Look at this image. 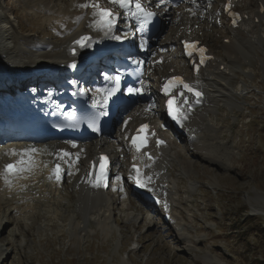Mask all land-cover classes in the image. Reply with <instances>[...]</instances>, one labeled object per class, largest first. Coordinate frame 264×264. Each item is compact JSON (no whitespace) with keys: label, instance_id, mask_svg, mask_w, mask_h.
<instances>
[{"label":"rangeland","instance_id":"374dc122","mask_svg":"<svg viewBox=\"0 0 264 264\" xmlns=\"http://www.w3.org/2000/svg\"><path fill=\"white\" fill-rule=\"evenodd\" d=\"M24 1L0 0L1 14L9 18L8 22L0 21V27L7 29L6 42L1 45L14 47L10 51L12 56L4 59L6 63L2 62L0 67V84L6 82L9 85L12 80L9 77H12L13 70L8 73L7 62L43 60L39 58V52L46 53L47 50L34 51L30 49L31 45L51 43L55 46L52 54H66L62 46L66 44V37L63 36L68 28L55 19H46L40 9L36 12L26 10ZM39 1L46 4L47 9L63 11L74 0ZM221 1L213 0L210 4L191 1L172 10L164 18V24L149 51V59L156 62L159 57L174 56L175 62H165L150 70L147 85L151 96L135 106L130 111V117L135 108H149L151 105L157 110H150L153 114L151 120L159 122V99L155 95L158 83L155 80L166 73L171 65L173 68L169 72L178 69L188 73L186 65L176 56L177 44L164 47V41L175 39L181 33L184 37L210 38L208 43L212 51L219 58L228 56L224 45H227L225 37L231 36V30L215 21L220 17L218 7ZM211 5L214 8H210ZM240 6L255 12L257 0L254 6L249 7V0H243ZM52 20L54 25L49 23ZM178 24H181L180 33L171 38ZM204 34H207L205 38ZM232 35L231 38L244 54H241V63L229 64L233 72L222 76L223 83L231 80L229 92L226 96L209 93L207 107H202L201 112L193 118L194 123L202 128L204 138H215L219 144L211 152L215 157L218 155L221 161L224 160L223 164L214 165L201 158L196 154V146L192 148L186 137L177 139L174 135L171 136L173 139L167 152L171 156L162 159L160 169L164 168L167 174L160 178V182L168 186L164 190L173 203L172 209L177 219L173 227L163 224L160 211L155 213L153 208L148 209L132 198L130 201L135 203L131 209H134L133 214L137 217L127 223L123 211L128 202L123 204L115 199L114 211L104 210L101 206L109 202L101 188L97 192L91 190L88 196L87 192L80 193L75 185L72 189V185L66 183L61 192L53 191L52 194L51 191V195H48L50 187L48 190V186L43 187L42 190V182L38 180V185L29 183L23 188L24 193L29 194L24 204L14 205L12 192H9L12 205L7 200L0 203V264H263L264 16L260 23L250 21ZM231 56L236 57V54ZM4 70L7 74L2 75ZM207 109H210L209 112ZM138 117L144 118L141 114ZM125 128V125L116 127L112 136L106 137L109 146L123 139L118 133ZM86 144V149H89V144L92 146L93 143ZM9 145L0 149L10 148ZM202 145L206 143L202 141ZM123 149L119 144L110 153L113 151L112 156L117 154L122 159ZM163 164L168 167L165 168ZM124 165L127 170V158ZM44 192L45 195L42 194ZM10 194L4 193V198ZM94 195L98 200L89 199ZM109 198H114L113 192ZM39 200L45 202L38 204ZM15 206H29L28 210L32 212L28 214L24 211L25 214L17 216ZM141 207L148 212L146 217L140 215Z\"/></svg>","mask_w":264,"mask_h":264},{"label":"bare ground","instance_id":"6f19581e","mask_svg":"<svg viewBox=\"0 0 264 264\" xmlns=\"http://www.w3.org/2000/svg\"><path fill=\"white\" fill-rule=\"evenodd\" d=\"M206 1H211V0H206ZM214 1H217V0H214ZM87 2H88V0H74L71 5L70 4L66 5V8L63 11L62 10L52 11L51 9H47V5L44 4L42 1L40 2L39 0L38 1H36V0H28L26 2H23L26 10H33L34 12H36L35 10H39L40 9V12H42L44 14L46 19H49V20L55 19L56 22H60V23L62 22V24L65 25L64 28H68L67 32L64 33L65 35L63 36V37H66L65 38L66 44H64V42H63V44H64L63 46L61 44V46L63 48H65L66 54L63 55L62 52H61L62 55H60V53L52 54V52L55 50V49H53L55 46L53 47V45L51 43H45V44H42V45L41 44L31 45L30 49H33L34 51L35 50H39V51L47 50V52L46 53L39 52L41 54L39 56V58H42L43 60L33 61L31 59L30 62H27V63H25V61L22 62V63H18V62L17 63H15V62L12 63L10 61L7 62V64H6L7 67L6 68L9 70L8 73H11L10 71L13 70V74L11 75L12 77H9L10 80L11 79L12 80L9 83V85H7V88H9L8 89V93H11L10 90L13 89V88H16V87L22 88L25 82H28V81L33 80V79L37 80V78H38L36 76L37 73L35 74L36 69H38L40 67H43V66H49L50 67V66L54 65L55 63L63 64L66 60L76 59V58L70 57L69 52H70L71 48L73 47L71 45L76 40V38H78L80 35H82V34H91V35H93L95 37V39H97V38H101L102 40L111 39V34L106 36L102 31H97L95 27L90 26V25L93 24V20H94L93 9L92 8L82 9V8L78 7V5L83 4V3H87ZM97 2L99 4L102 3V2L107 3L108 0H97ZM187 3H189V2H187ZM262 3L264 4V0H257V9H256V12H254L255 14L259 11V7H261ZM250 5H255V0H250ZM171 9H172V7L169 8L168 11H166L163 16H169L170 13H171ZM33 11H29V12L32 13ZM116 11H117V8H116ZM222 11H223V9H222ZM117 13H118L119 17L123 16L125 18V20H124L123 23L121 22V24H119L118 26H115V34L116 35L122 34V30H118L119 27H121V25H125V24L129 23L126 20V13L121 8H120L119 11H117ZM258 17H259V15H258ZM77 18H82L81 20H83V21L80 20L79 23H76L75 21L77 20ZM8 19L9 18L6 15H3V14L0 15V21L1 22H7ZM49 23H51L52 25L55 24V23L53 24V20H52V22H49ZM163 24H164V22H163ZM56 25H59V24H56ZM180 27H181V24H178V29L173 31L172 35L170 36L171 38H175L176 35H178L180 33L179 32V30H180L179 28ZM55 29H56V27H55ZM6 31H7V29H5L4 27H0V36H2V37H0V67L2 65V62L6 63L4 61V59L9 58V57L12 56L10 51L14 49V47L10 48V46H8V45L1 46V44H3V41L6 42V38H5V36H6L5 32ZM63 31H62V34H63ZM180 36H181V34H179L178 37H176L175 39L179 38ZM206 36H207V34H204V38ZM225 38H230L231 39V37H228V36L225 37ZM154 39L155 38H152L150 40L149 46H151V45H153V43H155ZM175 39H172V40H175ZM208 39H210V38H207L205 40H208ZM170 40L171 39L169 38V41H164L163 45L164 46L168 45L172 41V40L171 41ZM181 44H182V40H181ZM181 44H180V47H181ZM224 49L227 50V54H228V56L222 58V60L225 59V60H223L224 62L226 61L227 64H230L231 62H235V63L240 62L241 63V61H242L241 54H244V53L240 52L241 49L239 50L238 46L236 45V43L234 41H230L229 44L224 45ZM117 50L118 49H116V52H117ZM48 51H50V52H48ZM67 51H68V53H67ZM139 52H140V56L138 58L141 59V60H146V55L144 53H142L141 51H139ZM234 53L236 54V57H232L231 56V54H234ZM109 58L112 59V56L109 57ZM53 61H54V63H50V62H53ZM39 62H41L43 64H40ZM173 62H175V61H173ZM95 64H97V65H95ZM106 65H107V67L111 66V64H109V65L106 64ZM222 65H224V63H222ZM90 66L96 67V68H100V67H104L105 64L94 61V63L93 62L90 63ZM219 66L220 65H218V67ZM218 67H216L215 69L210 70L208 73L204 72L202 74V76H200V78H199V82H200L199 85L201 87H203V88H205V86L214 87L215 89H214L213 92H215V94L219 93V94H221L220 96H226L227 95L226 93L229 92V89H230L229 85L231 83V80H227V81H225V83H223L222 80H221L222 76H223V72H221ZM232 72L233 71H231V73ZM3 74H7V71L6 70L2 71V75ZM170 74H172V73H170ZM31 75H33V76H31ZM0 77H2V76H0ZM39 79L40 80L43 79L42 81L50 80V81H48L49 83L53 81V80H51V77H48V76H43V78H39ZM42 81L40 83H42ZM203 84H205V86H203ZM139 110H140V108L136 109L134 111V113L139 111ZM185 126L187 127V131H188L187 132L188 133L187 137L189 139L190 145L192 147L196 146V150H197L196 154H198V156H200L203 159L209 160L214 165L217 164V165L221 166L223 164L222 162L224 160L221 161V159L218 158L219 157L218 155L215 157V155L211 152L213 150V148L215 147V145L216 146L219 145V144H217V142H215V138H212V137L211 138H205L203 140V142H205L206 145H202V143H201L202 139H203L202 131H201L202 129L199 128L196 124H193V125L190 126V124L188 125V123H187V124H185ZM192 134H197L198 137L196 139H194V138L191 137ZM9 143H10V145H9L10 148L7 147L6 151H4V155L0 156V158H2L1 159V163H0V172H3V170H4L3 161H5L7 159H10V158H18L16 156L7 155V153L11 152V150L22 151V150H24L26 148L34 147V145H31V146L30 145L20 146L19 144H13V143H17L15 140L14 141L11 140V141H9ZM44 144L46 145L44 148L41 147L42 145H38L37 149H40V152L35 153L34 156H33V159H34V162H35L34 163V168L32 170L33 172L26 173L25 174L27 176L26 179H23V178L22 179H18V180L13 182L12 186H9L8 184H6L4 182L3 178H0V185H1L0 203H3V201L7 200L12 205V202L10 201L11 200V198H10L11 194L10 193L12 192V193H14L12 195L13 202H14L13 204L14 205L24 204V202L27 201L26 198L29 197V194L27 196V194L24 193V191H23L24 189L23 188L25 186L27 187V185H29V183H35V184L38 185V182L36 183V181H38V180H39V182H42V185H41L42 190H43V187H46V186H48L47 190L49 189V187H50V189L52 188L51 190L49 189L48 192L50 194L48 193V195H51V191H52V194H53V191L61 192L62 191V186H63V184H61L62 182L61 181L60 182H56V181H54L52 179H49V177H48L49 175L47 173V171L49 169L48 167H51V165L53 163H57V162H60V161H66V163L68 164L66 166L68 168H69V166H71L72 171L77 173L76 178L79 177L77 180H75V182L73 184H72V182H70L73 179V177L68 179V181L70 182V183H68V185L69 184L72 185V189H73V185H75V188L77 190H79L80 193L87 192L88 196H90V193H91L90 191L91 190H94L93 192H97L100 189V188H91L90 189L88 187V183L89 182L87 183L86 180H85L86 174L83 173V172H78L77 171V165L78 164L74 163L75 156L80 157L79 163L82 161L83 157L81 156V152L79 150L83 149V152H84L85 151L84 148H86L85 145L81 146L82 144H80V143H77V142H66V141L59 142V143L58 142H52V143H44ZM73 144H75L76 147H73L72 146ZM104 145H105V143L101 142L100 147L98 146V143H97V144L94 145L95 148L88 149V153L90 155V159H93V158L95 159V156H96L97 153H99L101 151H104L102 149V147H104ZM67 146H69L68 150L72 152L73 156L72 157H68V158L64 157L63 159H60L59 158L60 153H62L63 149L65 147H67ZM73 149H77V150L75 151ZM161 150L162 151L156 157V162H154V163L150 162L151 166L149 167L150 168L149 169V173L158 172L159 171L160 174H162V172H164L162 169H160V167L162 168V162H163V160H165L163 158L165 156H167V150L163 151L164 148H162ZM221 157H223V156H221ZM81 165H83V163H81ZM143 165H149V163L148 162H144ZM164 166L166 168L168 167L166 165H164ZM78 168H79V165H78ZM132 172H133V174L136 173L134 169H132ZM119 175H121L120 172H118L116 174V177L119 176ZM114 180H115V178H114ZM123 180L125 181V177H123ZM34 187H37V186H34ZM8 188H10V189H8ZM31 189H30V191H31ZM20 191L22 193H20ZM102 191H103L104 194L107 193V192H104L103 189H102ZM4 193L10 194L8 196V198H6V199L4 198V197H6V195H3ZM31 193H34V191H32ZM40 193H41V191H40ZM18 194H20V195L22 194V196H18ZM42 194L45 195V192L42 193ZM46 194H47V192H46ZM31 195H33V194H31ZM44 195H42L43 198H44ZM31 197L32 196H30V198ZM71 197L72 196H70V198ZM34 198H35V196H34ZM46 198H48V197L46 196ZM50 198H52V197H50ZM90 198L91 199L95 198V195L91 196ZM110 199L113 200L112 198H110ZM85 200H88V199L85 198ZM35 202H37L36 199H35ZM41 202L43 203V202H45V200L44 201H40L39 200L38 204L41 203ZM105 204L106 203H103L101 208H103ZM28 207L29 206H21V207L18 206V207H16L17 209L14 208L15 211H16V212L15 211L14 212L16 213L17 216H22L25 213L32 212V210H28ZM26 209H27V211H26ZM24 211H25V213H24ZM36 217L39 219V216H36ZM1 225H2V223L0 222V226Z\"/></svg>","mask_w":264,"mask_h":264},{"label":"snow or ice","instance_id":"6c2138e0","mask_svg":"<svg viewBox=\"0 0 264 264\" xmlns=\"http://www.w3.org/2000/svg\"><path fill=\"white\" fill-rule=\"evenodd\" d=\"M109 2L113 5L118 6L119 8L123 9L126 13V20L129 22V26L131 24L132 20H135L140 31L142 34V39L140 42V47L142 49L147 48V40L143 38V33L146 31L148 26L153 22L156 13L153 11L148 10L145 8V6L142 3V0H109ZM169 0H159L157 7H159L162 4L168 3ZM196 0H192V3H195ZM78 7L82 9L92 8L93 9V24L90 25L92 27H95L97 31H102L106 36L111 34V38L115 40H123L129 35V32H124L123 35H116L115 34V26L116 23L119 21V16H117L112 10L103 8L101 5L97 2V0H88L87 3H83L78 5ZM229 8H231V4L228 5ZM236 15V14H233ZM82 18H77L75 21L76 23H79V21ZM233 24L236 23V19H233ZM92 43V38L89 36H84L81 39L76 41V44H78L80 47H87ZM186 49H189L188 55L191 56L192 52L191 49L195 47L193 44H188L185 42ZM206 50L203 48L199 49V53L201 56L200 63L203 64L206 57L204 56V52ZM75 49L73 50V55H75ZM131 63L136 65L137 68H140L144 61L140 59L133 58L131 60ZM72 69H76L77 65L73 63L70 66ZM196 71L199 72V67H196ZM124 73H117L115 75L111 74H104V80L107 82L108 86L106 87H97L95 89V96L93 99V106L97 109H99L98 115L92 120V122L89 124V127L94 132H99V118L103 116H107L109 105L115 104L119 105L120 97L119 93L122 92V80L124 78ZM73 84H76L77 82L73 81ZM177 87H182V89L186 90L188 93H192L196 97V103H200V98L202 97V93L200 91L195 90L192 88L189 84L185 83L180 77H174L173 79L167 81V83L164 86V93L165 95H168L170 99L168 100V112L171 118L176 121L177 123H181L184 119H187L186 111L177 105V100L175 97L172 96V90ZM77 93H73V95H76ZM80 94H86L83 89L80 90ZM126 94L129 96L132 95H143V87H133L128 86L126 89ZM51 95V94H50ZM181 96L184 95V92L182 91L180 93ZM98 96V99L96 98ZM185 105L188 104L187 100H184L183 102ZM152 106L149 105V108L147 110H151ZM69 119L75 120L76 119V113L71 112L68 114ZM128 121H124V125L126 126ZM149 125L144 124L142 125L138 130L135 136L132 137V146L136 149L137 152H140L141 149L147 146L148 141V133ZM158 144H164L165 142L160 140L157 142ZM73 147H76L75 144L72 145ZM40 152V149H36L34 147L24 149L22 151H16L11 150L10 153H7V155L16 156L18 159L15 163H8L4 166L3 172H0V178H3L4 182L8 184L9 186H12L14 180L18 179H26L27 176L26 173L32 172L34 168V159L33 156L35 153ZM71 154L68 152H62L59 155L60 159H63L64 157H68ZM148 158L151 160L152 157L149 154ZM95 168V165L93 166ZM134 170L136 172V176L132 177V179L135 180L136 184L140 187H145L147 183L151 181V177H143L141 174V171L139 168H137L135 165L133 166ZM108 158L107 157H100V166H99V172L98 175H96L95 181L90 180L89 183L92 184L93 187H108L107 180H108ZM49 179H55L57 182H60L62 179V169L60 164H57L55 169L53 170L52 175L49 177ZM116 180H121V177L117 176ZM116 190V189H113ZM149 191H152V189H148Z\"/></svg>","mask_w":264,"mask_h":264},{"label":"trees","instance_id":"16d2710c","mask_svg":"<svg viewBox=\"0 0 264 264\" xmlns=\"http://www.w3.org/2000/svg\"><path fill=\"white\" fill-rule=\"evenodd\" d=\"M264 264V263H263Z\"/></svg>","mask_w":264,"mask_h":264}]
</instances>
